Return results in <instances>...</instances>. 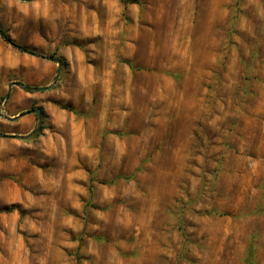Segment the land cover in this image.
Masks as SVG:
<instances>
[{"label":"rangeland","instance_id":"rangeland-1","mask_svg":"<svg viewBox=\"0 0 264 264\" xmlns=\"http://www.w3.org/2000/svg\"><path fill=\"white\" fill-rule=\"evenodd\" d=\"M0 26L31 50L0 35V264H264V0H0Z\"/></svg>","mask_w":264,"mask_h":264},{"label":"trees","instance_id":"trees-1","mask_svg":"<svg viewBox=\"0 0 264 264\" xmlns=\"http://www.w3.org/2000/svg\"><path fill=\"white\" fill-rule=\"evenodd\" d=\"M0 35L1 37L9 42L10 44H12L15 48L24 51V52H31V50H29L27 47H25L24 45L15 42L14 40H12L9 35L5 32V30H3V28L0 26Z\"/></svg>","mask_w":264,"mask_h":264},{"label":"water","instance_id":"water-1","mask_svg":"<svg viewBox=\"0 0 264 264\" xmlns=\"http://www.w3.org/2000/svg\"><path fill=\"white\" fill-rule=\"evenodd\" d=\"M9 86H11V84H10ZM25 88H26V89H35V90H37V91H44V90L48 89V86L37 87V88H33V87H29V86H25ZM30 112H34V113L36 114V117H37L38 120L41 118V111H40V109L29 110V111L26 112V113H30ZM11 137H14V138H15V137H18V136H14V135H12ZM22 137H25V136H22Z\"/></svg>","mask_w":264,"mask_h":264},{"label":"flooded vegetation","instance_id":"flooded-vegetation-1","mask_svg":"<svg viewBox=\"0 0 264 264\" xmlns=\"http://www.w3.org/2000/svg\"><path fill=\"white\" fill-rule=\"evenodd\" d=\"M36 115V114H35Z\"/></svg>","mask_w":264,"mask_h":264}]
</instances>
